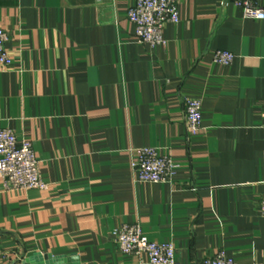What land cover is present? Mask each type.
I'll return each instance as SVG.
<instances>
[{"label": "crops", "instance_id": "obj_1", "mask_svg": "<svg viewBox=\"0 0 264 264\" xmlns=\"http://www.w3.org/2000/svg\"><path fill=\"white\" fill-rule=\"evenodd\" d=\"M134 2L0 0V129L31 140L49 185L7 189L0 176V264H149L115 245L125 223L172 243L178 264L221 249L264 264V21L233 0H180L152 47L127 19ZM186 97L202 104L195 135ZM144 146L171 157L173 182L134 180L129 149Z\"/></svg>", "mask_w": 264, "mask_h": 264}, {"label": "built area", "instance_id": "obj_2", "mask_svg": "<svg viewBox=\"0 0 264 264\" xmlns=\"http://www.w3.org/2000/svg\"><path fill=\"white\" fill-rule=\"evenodd\" d=\"M127 12V19L134 26V35L139 42L149 46L165 44L163 27L166 23L180 20V0H134ZM241 8L243 17L264 21V4L257 0H233ZM9 34L0 27V68L11 64L6 50ZM234 59L229 51L216 50L213 61L228 65ZM184 121L189 135H195L203 128L202 104L197 98L184 99ZM129 166L134 180L148 183H171L177 173V165L171 157L162 155L156 147L144 146L129 149ZM0 176L7 189H48L40 172L39 161L29 139L18 141L11 129H0ZM258 213L264 217V193L260 196ZM112 239L119 250L134 255H145L149 264H178L175 248L170 242L150 241L138 223L122 224L112 231ZM198 264H236L224 250L203 259Z\"/></svg>", "mask_w": 264, "mask_h": 264}, {"label": "water", "instance_id": "obj_3", "mask_svg": "<svg viewBox=\"0 0 264 264\" xmlns=\"http://www.w3.org/2000/svg\"><path fill=\"white\" fill-rule=\"evenodd\" d=\"M38 264H69L72 260L70 257H60V258H52L48 255L43 256L42 258H37Z\"/></svg>", "mask_w": 264, "mask_h": 264}]
</instances>
